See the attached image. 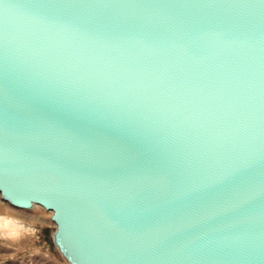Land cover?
<instances>
[{
	"label": "water",
	"instance_id": "water-1",
	"mask_svg": "<svg viewBox=\"0 0 264 264\" xmlns=\"http://www.w3.org/2000/svg\"><path fill=\"white\" fill-rule=\"evenodd\" d=\"M0 197L69 264H264V0H0Z\"/></svg>",
	"mask_w": 264,
	"mask_h": 264
},
{
	"label": "rangeland",
	"instance_id": "rangeland-1",
	"mask_svg": "<svg viewBox=\"0 0 264 264\" xmlns=\"http://www.w3.org/2000/svg\"><path fill=\"white\" fill-rule=\"evenodd\" d=\"M51 213L11 207L0 197V264H69L53 243Z\"/></svg>",
	"mask_w": 264,
	"mask_h": 264
},
{
	"label": "snow or ice",
	"instance_id": "snow-or-ice-1",
	"mask_svg": "<svg viewBox=\"0 0 264 264\" xmlns=\"http://www.w3.org/2000/svg\"><path fill=\"white\" fill-rule=\"evenodd\" d=\"M3 195H4L5 197H7V196H8V193H4Z\"/></svg>",
	"mask_w": 264,
	"mask_h": 264
},
{
	"label": "bare ground",
	"instance_id": "bare-ground-1",
	"mask_svg": "<svg viewBox=\"0 0 264 264\" xmlns=\"http://www.w3.org/2000/svg\"><path fill=\"white\" fill-rule=\"evenodd\" d=\"M35 207V206H34ZM34 207H32L31 209H33ZM31 209H29V210H31Z\"/></svg>",
	"mask_w": 264,
	"mask_h": 264
}]
</instances>
